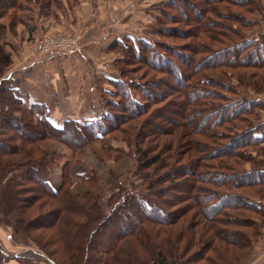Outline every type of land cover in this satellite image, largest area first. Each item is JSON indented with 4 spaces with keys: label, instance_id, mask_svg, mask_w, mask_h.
<instances>
[{
    "label": "trees",
    "instance_id": "1",
    "mask_svg": "<svg viewBox=\"0 0 264 264\" xmlns=\"http://www.w3.org/2000/svg\"><path fill=\"white\" fill-rule=\"evenodd\" d=\"M35 2L45 16L49 14L54 0H0V20L8 11L15 10L19 14ZM192 2L170 0L165 2L164 9L178 12V18L165 15L164 9L162 14L170 20L169 23L189 26L190 17H187L188 13L184 6L189 7L196 16L199 32H185L178 28V25L170 29L157 30L161 36L179 40L196 39L210 32L208 34L212 35L211 37L204 35L208 41L199 42L196 47L192 45L193 42L187 44L194 49L170 47L175 52V57H179L187 65L188 73L173 72L168 69L170 66L165 67L168 71L160 68L156 61L163 60L167 64H170V61L166 60L160 44L156 41L125 38L114 41L109 46L110 49L118 50L122 54L127 53L129 59L135 58L142 63L139 66L146 64L156 73H173L170 78H175L179 86L175 90L177 92L175 99H169L170 101H166L161 107H155L165 101V95H171V91L159 95L155 88L158 87L160 80L152 83L139 81V84L132 80L129 85L121 81H110L116 92L111 93L112 99L105 101V115L87 125L67 121L61 128H57L43 115L36 116V111L42 108L37 105L26 108L23 112L33 121H37L34 128H40L39 130L44 133L27 132L28 129L21 131L15 120L10 123L18 127L20 135L25 136L24 142L29 143L16 146L14 145L16 140L9 145L6 140L0 139V151L12 152L0 160V171L8 174L14 165L25 166L24 177L33 187L35 197L42 201L37 210H44L43 214L36 217H29L30 215L22 217L17 213V220L13 226L15 232L23 234L26 232L28 235L27 224L38 230L54 231L56 241L61 244L63 242L62 247H65V253L70 254L69 260L72 264L88 263L91 255L89 249L94 245L93 237H100L101 234L112 239V242L101 246L104 250H100L98 264H194L201 259L206 260L207 264H224L222 260L225 258L222 257L221 247L219 248L216 240L228 248L236 247L237 250L242 247L250 248L252 239L249 234L244 231L237 232L232 228H247L254 225L252 215L257 216L258 211L264 209L263 196L257 198L248 196L244 197V200L238 195H226L219 189L259 187L264 192V167L242 174L232 170L228 162L227 164L220 162V159L236 157L240 148L254 146L264 141V122L258 121L257 124L245 127L240 133L235 132L233 135L221 131L224 124L240 121L243 114L256 115L254 108L258 101L248 99L233 104L238 98H228L231 99L232 107L228 109L229 103L222 104L226 97L219 93L228 91V88L226 85L219 87L215 77L206 74V70L230 66L264 67V46L257 45L260 43L258 38L252 39L255 41L253 43L241 39L231 45H225L226 42L220 40L226 38V32L232 30L227 24L233 25L232 28L235 29V25L245 29L253 28L255 25L254 18L244 20L235 11L231 13L226 3L234 8L244 9L250 16L258 9L255 8L258 5L254 1L246 0H206L207 3L215 4L206 6L199 0L193 3L202 8L196 9ZM220 4L224 7H220ZM156 5H153L154 8ZM160 7L162 8V5L158 8ZM179 14L185 17L180 18ZM162 18H156L155 23L159 22L161 25L166 23L165 18L162 22ZM216 18L220 22V19H223L230 23H218ZM4 27L0 23V39L5 33ZM259 34L264 39V33ZM215 43L225 46L213 48ZM256 45L262 53L261 56L255 51ZM4 55L0 53V71L9 62L8 55L5 53ZM195 56L201 57L196 59ZM124 62L130 64L126 60ZM120 74L121 78H127V72ZM136 90L141 96L135 93ZM134 95L138 99H135ZM180 98H184L187 104L179 100ZM211 106L213 108L209 109ZM146 114L148 117L139 121V118ZM134 121L135 124L130 123ZM20 127L26 129L28 126L27 123H22ZM112 132L121 134L120 140L126 142L129 148L127 153L134 159L136 169L132 184L128 188L120 187L116 194L111 195L108 201L109 213L99 210L97 204L92 201L90 189L85 192L86 198L85 195H70L68 175L62 176L58 189L53 190L49 187L51 158H47L44 149L40 150L39 146L33 147L32 143L37 139L40 141L47 139L50 137L49 133L59 136L60 140L71 139L70 144L80 137H84L86 142L90 140L101 142ZM30 134L33 135L32 139H28ZM35 134H38L37 138H34ZM192 135L203 140H182ZM168 137L169 139H162ZM10 139L13 140L12 137ZM80 143L78 145H82ZM27 144H31V147L27 148ZM39 153L43 154L42 157L35 160ZM18 154H22V157ZM216 164H219L217 170L220 172L212 170L216 169ZM225 170L227 172L224 173ZM14 178L0 187L5 216L13 211L18 201L22 200L18 196L22 191H16L12 184H17L23 177ZM139 179L141 183L138 184ZM19 206L26 209L24 205ZM195 215L199 216L198 221H195ZM46 217L51 220L47 221ZM239 235L243 238L240 239ZM31 242L36 248L42 250L46 248L35 237H32ZM215 244L218 247L215 249L220 250L218 260L205 255L206 250L209 251L210 246ZM101 253L105 257H102ZM52 254L47 253V256L56 264H66L65 261L58 262L53 259Z\"/></svg>",
    "mask_w": 264,
    "mask_h": 264
},
{
    "label": "rangeland",
    "instance_id": "2",
    "mask_svg": "<svg viewBox=\"0 0 264 264\" xmlns=\"http://www.w3.org/2000/svg\"><path fill=\"white\" fill-rule=\"evenodd\" d=\"M54 1H56L57 3L60 2V0H54ZM122 1L123 0H118V4H121ZM156 1L158 3L156 5L157 7L155 6L156 8L155 9L154 6L152 7V4L156 3ZM169 1L170 0H125L124 7L126 8L127 3L128 5L130 4L131 13L129 14V16H127V18L133 17L132 15L134 13L133 21L130 20L132 21L131 24L135 21L134 18L137 20L136 17H142V14H143L142 11H144V13L147 15L152 13L151 24L149 25L148 30L146 29L144 30V32H141L142 34L141 36H143L144 34L142 38L147 39L149 42L156 41L157 43L160 44L161 51L165 55L166 60L170 61V64L165 63L163 60H161V62L156 61V63L158 64L160 68L166 71L167 69H165V67L170 66L171 69L168 68L169 70L173 72L176 71V72H182L186 74L188 73L186 70L187 65L184 63V61H182V59H180L179 57L177 58L175 57V52L172 51L170 47H173V48L180 47L185 50H188L191 48L194 49L191 46H187V44L193 42L194 44L192 45L196 47V45L199 42L208 41L206 40L205 36H208L209 35L208 33L210 32L208 31L206 34H204L205 36L202 35V37L199 36L196 39L182 37V38H185L184 40L174 39L170 37L166 38L158 34L157 33L158 29L160 30L170 29L171 27H176L175 25H178V28L182 29L185 32H189V33L199 32L200 28H199V25L197 24L198 22L196 21V16L189 9V7H186V6H184V9L188 13L187 17H190L189 26H184V24L181 25V24H173V23L168 22L170 20H168L167 18L163 16L162 10L164 9L165 2L167 3ZM189 1L192 2L191 0ZM194 1L196 2L199 0H193V2ZM200 1H202V5H206V6L215 5L214 3H207L206 0H200ZM250 1H254L256 2V5H258L255 7L258 9L255 10L256 12L254 11L253 12L254 14L251 16L248 13L244 12V9L234 8L228 3H226V5L230 7L231 13L235 11V13L243 17L244 20H246V18H250V19L254 18L255 25L253 28L248 27L249 29L248 28L245 29V28H241L238 25H235L236 29L234 27L233 29L232 28L233 25L227 24V23H230V21L225 22V20L220 19L221 20L220 22L219 19L217 18L215 19L216 21H218V23H222V24L226 23L228 25L227 27L229 29H232L231 31L226 32V35H227L226 38L220 39L222 42H226L225 45H231L233 44V42L234 43L238 42L241 39H242L241 41L248 40L249 42L253 43L255 41L252 39L258 38V42L260 43H257V45L264 46L263 44L264 39L260 36L261 34H259V33H264V0H246V2H250ZM57 5L59 6V4ZM134 5L136 6L137 9L133 8ZM161 5H162V8L161 7L158 8ZM219 6L224 7L223 4H220ZM151 7H152V10L151 12L148 13ZM194 7L196 9L202 8V7L196 6L195 4H194ZM221 9L222 8H220V10ZM27 10L30 11L31 14L37 16V20H41V16H44L42 14V10H40L38 5H36V2L30 4ZM135 11L137 12L135 13ZM163 11L165 15L167 16L173 15L178 18L177 16L178 12L176 13L171 10L167 11V9H164ZM26 14H22V13L18 14V12L15 10L8 11L6 15L0 20V23L5 26L4 31L6 32L7 29L12 30L14 27L13 25L18 22L17 20L22 19V17L23 16L25 17ZM154 14H156V16H153ZM158 17H163L162 22H163V19L165 18L164 20H166V23H163L162 25L159 24V22L155 23V19ZM179 17L184 18L185 16L182 14H179ZM115 19L117 18L115 17ZM39 28H42V25H40ZM42 29L37 30L38 37L35 41L37 48H38V43H39L40 38L44 35L49 36L53 34H56V35L61 34L62 35L61 47L67 46L70 40H72V37H71L72 34L67 33L66 31H62V30L45 31ZM14 31L15 30H12L11 32H14ZM96 33L97 32H94V34ZM92 35L93 34L92 33L89 34V32L88 34H86L85 38L82 37L81 35H78V36L74 35L77 40L78 51L75 54H72V56L78 55V63L88 62V55L86 54V48L93 46V45H90L93 42L92 38H94V37H91ZM209 36L211 37L212 35H209ZM214 45L215 47L213 48H220V47L225 46L221 43H215ZM257 45L255 46V51L261 56L262 53L258 49L259 47ZM0 48L2 50V52L0 53H3V55L4 53L7 54V52L5 51V48L1 45V43H0ZM108 50L109 51L107 53L100 51V55L94 56L91 62L98 61L99 63H102V62L115 63L114 67L116 68V72L118 73V76L121 75L120 72H127V78H121L120 76L119 81L123 83H127L128 85L130 81L132 80L135 81L137 84H139L138 83L139 81L142 83H145V82L152 83L153 81L160 80L161 84L160 83L157 84L158 87L155 88L158 90L159 95H163L165 91H171V95L169 96L165 95L164 97L165 101L161 102L159 106H155V107H161L163 103H165L166 101L175 99L174 97L177 94L175 90H177L179 86L175 78L173 79L170 78V75H172L173 73L171 72L167 74L156 73L154 71H151L147 67L146 64L143 66H139V65H142V63H139V61H136L135 58L129 59L128 58L129 55H127V53L122 54L118 50H114L110 48ZM7 55L10 58L9 54ZM34 57H37L38 59H51V58H56L59 56L52 55V53H49V52H42L41 50L39 51L38 49ZM195 57L196 59H198L201 56H195ZM124 60L128 61L130 64L128 65L127 62L125 63ZM8 64H10V59H9ZM2 71H0V75L3 74ZM206 74H210L214 76L215 82L218 85H220L219 87L226 85V87L228 88V91L219 92V93H222L221 94L222 96L226 97L225 101L222 100V104L226 102L229 103L228 109L232 108L230 106L231 99H228V98H233V97L238 98V99H235V101H233V104H236L241 101L244 102L248 99L254 100L256 102L258 101L256 103L257 105L254 108L256 109L255 111L256 115L248 116V115L243 114V116L240 117V121H236V122L233 121V122L224 124V128L221 129V131H224V132L227 131L225 132L226 134L233 135L235 132L240 133V130H242L245 127H249L252 124H257L258 121L264 122V67H252V66H230V68L221 67L217 69L206 70ZM99 79L102 80V77ZM100 80H99V83H96L94 80V86L97 88L98 99H100L99 101L103 104V107L100 111V117H102L103 115H105V108H104L105 101L112 99L111 93L116 92V89L113 85L112 87H110L105 84H102ZM105 89H108V91ZM217 90L219 89H216V91ZM8 91H9L8 88L6 90H0V139L6 140L9 145H11L10 143H13L14 140H16L14 145L20 146L21 144L29 143V142L28 141L24 142L25 136L23 134L20 135L19 129H21V131L28 129L27 132L29 131H32V132L39 131L40 133H44V132L40 131L39 130L40 128H34L35 127L34 123H36L37 121L36 122L33 121L31 117L27 115V113L23 112L27 107L23 105L22 99H11L9 97L11 95ZM135 93L141 96L137 90L135 91ZM134 98L138 99L135 95H134ZM179 100L187 104L184 98H180ZM37 106H41L42 108L39 109L40 111H36V116L41 115L42 117L43 115V117H45L50 122V119H49L50 114H49L48 106H42V105H37ZM211 108H213V106H211L209 109ZM146 117H148V114L141 116L139 118V121H142ZM14 120L16 121V124L19 126V129L18 127L16 128V125L15 126H13V124L10 125V123L13 122ZM22 123H27L28 127L26 129H22L20 127ZM130 123L135 124L136 122L134 121ZM42 130L45 131L44 129ZM187 131H189V129ZM68 135H70V131ZM48 136H47L48 138L45 140L40 141L37 139V141L32 143L34 144L33 147L38 148L39 146L40 150L44 149V152H45L44 154L45 155L47 154L46 155L47 158L48 157L51 158V163L53 159L57 158V155L53 153L54 151L59 149L58 144H61L63 147H65V150H67L66 152L67 163L64 165V168H63L64 170H62V176L63 175L66 177L67 175L69 176L70 180L68 182L69 183L68 193L72 196H84L86 190L90 189V195L92 197V201H94L97 204L99 210L106 214L109 213L110 207H109L108 201L111 195L116 194L120 187L128 188L132 184V181L135 180V178H133V173L135 172V169H136V163L134 159L130 157L127 153L129 148L127 147L126 142L120 140L122 138L121 134L117 132H112L111 134H108L107 136H105L101 142L92 141V140H90L89 142H86L85 139H83L84 137H80V139L77 138L76 139L77 141H75L73 144H70L71 139L69 140V138H66V141H65L64 139L60 140L59 136H56L50 133L48 134ZM11 137L13 138V140L10 139ZM31 137H33L32 134L29 135L28 139H32ZM37 137H38V134H35L34 138H37ZM114 138H118L119 140H116ZM162 139L166 140V139H169V137L162 138ZM190 139H199L201 141L203 140V138H200L199 136L196 137L194 135L182 138L183 141H189ZM81 140H82V143H80ZM37 143L38 145H36ZM78 143L82 145H78ZM30 147H31V144H27V148H30ZM0 150H1V147H0ZM50 150H54V151H50ZM10 153L12 152L10 151L7 153H2V151H0V160L4 157H8ZM81 154L88 155L89 157L93 155L94 160H97L102 165L99 166L96 163L100 168L96 170L95 173H89L88 175L81 177L83 179L78 180L79 183L77 186V185H74V183L72 182L73 180L70 177L71 176V166L76 164L81 159ZM42 155H40L39 153V155L36 156L35 160L40 159ZM18 156L22 157V154H18ZM183 159H186V158H183ZM116 161H118L119 164L123 165L124 167H126L127 163H129V171L121 175L116 174L114 171V162ZM221 161L226 164L228 162V165L232 167V170H235V172H240L242 174L247 173L251 170L255 171V170L263 169L262 167H264V141L259 142L255 144L254 146L242 147L239 149L238 155L236 157L234 156L231 159L222 158L220 159V162ZM211 163H214V162H211ZM24 167L25 166L21 164L14 165V168L12 169L11 173H8V174L1 173L2 171H0L1 173L0 174V187L10 182V180H12L14 177H16L17 179L23 177L21 181L17 182V184L15 185L12 184L13 188L16 191L17 190L22 191L18 195L22 198V200L16 203L13 211L10 212V214H8L7 216L3 215L5 207L2 203V196L0 195V246L3 249H6L7 251H15L16 249H23L26 247H33L36 249V247L32 245V242H31L32 237H35L37 241H39L40 244H43V246L46 247L45 249H43L44 251L37 247L40 251H42L46 255L47 253L48 254L53 253L51 255L52 258L57 260L58 262L65 261L64 263L66 264H72V261L69 260L70 254L65 253L64 251L65 247H62L63 242L61 244L59 241H56L57 237L54 231L38 230L33 227H30V225L27 224L26 227H28L27 229L29 232L28 235L26 234V232L24 234L15 232V228L13 226H14L15 221L17 220V213L18 215H21L22 217H25L26 215H30L29 217H36L44 213V210H37L38 206L42 204V201L38 200V198L35 197L33 187L30 185L28 181H26L27 179L24 177V174H23L24 172L23 169H25ZM217 168H219V164H216V169L213 168L212 170L220 172V170H217ZM97 171H100V173H98ZM225 172H227V170H225L224 173ZM100 176H101L100 181L104 182L105 185L104 183H101L100 181L98 183ZM90 180H93V181L91 182ZM139 183H141L140 179H139L138 184ZM74 187L76 188L78 187V191L80 192L82 191V194L74 195ZM254 190L255 192H253ZM219 191L226 195H233V194L238 195V196H241L243 199L244 197H248V196H251L252 198L263 196L262 199L264 200V192H262L263 191L262 188H259V187H254V188L253 187H243V188L230 187V188H220ZM258 191L260 192L258 193ZM85 198H86V195H85ZM29 202L31 203L29 204ZM87 202L92 203L91 201H87ZM19 205H24L26 207L25 210L27 211H25ZM252 217H253L252 221L254 223L253 226L251 225L250 227H247V228H244V227H233L232 228L233 230H236L237 232L244 231L245 233L249 234V236L251 237L250 239H252L251 243L249 244L250 248L242 247V249L240 250L239 249L237 250L236 247L228 248L225 244H222L221 242L216 240V242L219 244V248L221 247L222 257L225 258V260H222V263L224 264H258L264 260V209L258 211L257 216L252 215ZM194 218H196L195 221L199 220L198 215H195ZM46 220L50 221L51 219L50 218L47 219L46 217ZM252 221H250V223ZM210 225H213V224L210 223ZM100 231H101V228H100ZM252 233H254L253 236H252ZM239 238L241 239L243 237L239 235ZM93 239H94L93 240L94 245H92L91 249H89V254L91 255H90V258L87 264H98L99 263L98 256L100 255V250H104L102 249L103 247L101 246H104V243L110 244L112 242V239H109V237L103 236L102 234L100 237L94 236ZM215 247H216V244L211 245L209 251L206 250V254H205L206 257L213 258L214 260L219 259L220 250H216ZM101 256L105 257V255H103L102 253H101ZM1 257L2 256L0 254V262H2L1 264H31V263L32 264L34 263L35 264H45L43 262H38L37 260L16 259V258L15 259L5 258L4 260L1 261L2 259ZM27 261H31V263ZM194 264H207V261L204 259H201L195 262Z\"/></svg>",
    "mask_w": 264,
    "mask_h": 264
},
{
    "label": "crops",
    "instance_id": "3",
    "mask_svg": "<svg viewBox=\"0 0 264 264\" xmlns=\"http://www.w3.org/2000/svg\"><path fill=\"white\" fill-rule=\"evenodd\" d=\"M157 3L156 1L152 6ZM124 5L125 0L121 4H118V0L54 1L50 6L51 12L41 16V20H37V16L27 9L22 11V14H27L13 25L12 30L15 31L7 29L0 39L1 45L10 56V64L3 68V74L0 75V90L8 88L11 95L9 97L22 99L27 108L36 104L48 106L50 122L57 128H61L67 121H75L84 126L100 118L103 104L98 99L94 80L99 83V78L102 77V84L112 87L110 81H119L120 76L114 67L115 63L91 62L93 57L100 55V51L107 53L114 41L125 38L143 39L144 34L141 36V32L148 30L151 24L152 13L147 15L144 11L142 17H136L137 20L134 18L135 21L131 24L134 13L133 17L127 18L131 8L128 3L126 8ZM151 10L152 7L148 13ZM40 25L44 29L39 28ZM40 29L62 30L84 38L88 32L92 33L91 37L94 38L90 45L93 46L85 47L88 62L78 63V55L51 59L34 57L38 51L35 44L37 30ZM58 146V150H50L57 155L50 165L48 178V185L53 190L59 188L62 169L67 163V150L61 144ZM96 163L102 165L94 160L93 155L89 157L81 154V159L71 166L70 177L74 185L78 186L81 177L95 173L100 168ZM114 171L118 175L127 173L129 163L124 167L118 161L114 162ZM100 178L101 176L98 183ZM78 194H82V191L74 187V195Z\"/></svg>",
    "mask_w": 264,
    "mask_h": 264
},
{
    "label": "built area",
    "instance_id": "4",
    "mask_svg": "<svg viewBox=\"0 0 264 264\" xmlns=\"http://www.w3.org/2000/svg\"><path fill=\"white\" fill-rule=\"evenodd\" d=\"M72 40L68 43L67 46L61 47L62 35H49L42 36L38 43V49L42 52H49L52 55L59 57H70L72 54H75L78 51L77 40L74 35H71ZM58 47V48H57Z\"/></svg>",
    "mask_w": 264,
    "mask_h": 264
},
{
    "label": "water",
    "instance_id": "5",
    "mask_svg": "<svg viewBox=\"0 0 264 264\" xmlns=\"http://www.w3.org/2000/svg\"><path fill=\"white\" fill-rule=\"evenodd\" d=\"M1 261L5 258L9 259H30L37 260L38 262H43L45 264H56L52 259H50L45 253L37 248L26 247L23 249H16L15 251H7L0 246ZM258 264H264V260Z\"/></svg>",
    "mask_w": 264,
    "mask_h": 264
}]
</instances>
